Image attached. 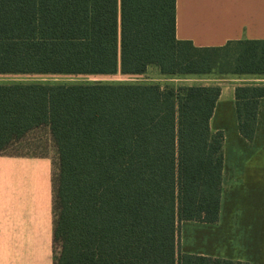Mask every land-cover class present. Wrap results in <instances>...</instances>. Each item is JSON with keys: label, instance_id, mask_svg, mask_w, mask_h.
Listing matches in <instances>:
<instances>
[{"label": "trees", "instance_id": "trees-1", "mask_svg": "<svg viewBox=\"0 0 264 264\" xmlns=\"http://www.w3.org/2000/svg\"><path fill=\"white\" fill-rule=\"evenodd\" d=\"M264 75V39L195 46L175 35V0H0V74ZM218 85L0 84V152L45 125L54 264H250L183 252L178 224L218 221L223 132ZM264 86H236L251 140Z\"/></svg>", "mask_w": 264, "mask_h": 264}, {"label": "crops", "instance_id": "crops-1", "mask_svg": "<svg viewBox=\"0 0 264 264\" xmlns=\"http://www.w3.org/2000/svg\"><path fill=\"white\" fill-rule=\"evenodd\" d=\"M175 35L178 39L190 40L195 46H220L237 39H264V0H175ZM199 78L184 80H199L207 82L201 85L220 87L210 127L222 130L224 138L218 221L196 223L211 228L221 226L224 202H229L232 207L230 217L239 212L245 214L240 227L257 233V264H264V96L258 100L251 140L239 132L234 100L236 86H264V75ZM51 168L48 157L0 152V264H54L51 254L55 218ZM213 238L219 249L225 246L224 237ZM229 241L227 239V244ZM238 248L241 249L239 242ZM216 251L198 254L256 264L253 260L255 253L250 257ZM183 252L196 253L191 250Z\"/></svg>", "mask_w": 264, "mask_h": 264}, {"label": "rangeland", "instance_id": "rangeland-1", "mask_svg": "<svg viewBox=\"0 0 264 264\" xmlns=\"http://www.w3.org/2000/svg\"><path fill=\"white\" fill-rule=\"evenodd\" d=\"M226 77V76H225ZM185 78L200 79L195 77L182 76H165L160 74L155 67H149L144 73L138 75L121 74L119 72L111 75H69V74H20V73H3L0 74V84L13 83H31L42 82L51 84H75V83H91V82H107V83H156L161 86L171 85L174 87L184 85H201V81L184 80ZM2 153L20 154L24 156H42L48 157L52 163L51 178L55 176L58 170V152L55 143L49 133L48 127L42 125L30 130L22 138L12 142L9 149L1 151ZM53 206V203H52ZM223 218L221 226L211 228L196 222H180L178 224V249L180 251L191 250L196 253L206 252L212 253L219 250L224 254H240L253 257L254 262L258 263L257 257V233L251 232L250 228L242 226L246 215L240 212L230 217L229 213L232 209L229 202H224ZM54 212V211H53ZM256 223V224H255ZM257 227V222H254ZM248 229L250 231H248ZM222 236L226 239L223 243L227 244V239H230V244L222 246L219 249V244L213 236ZM209 237V239H207ZM239 242V250L238 242ZM233 243V244H232ZM222 244V243H221ZM236 246L235 249L231 247ZM229 246V248H227ZM251 248V250H250ZM256 250V251H255ZM59 252L58 243L52 240L51 254L53 260ZM251 253V254H250Z\"/></svg>", "mask_w": 264, "mask_h": 264}]
</instances>
